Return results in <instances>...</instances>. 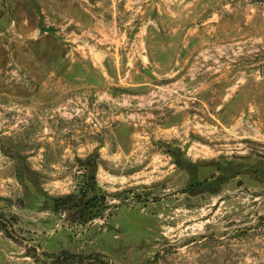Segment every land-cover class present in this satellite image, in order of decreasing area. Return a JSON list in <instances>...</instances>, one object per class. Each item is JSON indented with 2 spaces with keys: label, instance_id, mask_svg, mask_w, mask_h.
Segmentation results:
<instances>
[{
  "label": "rangeland",
  "instance_id": "obj_1",
  "mask_svg": "<svg viewBox=\"0 0 264 264\" xmlns=\"http://www.w3.org/2000/svg\"><path fill=\"white\" fill-rule=\"evenodd\" d=\"M65 252L264 264V0H0V264Z\"/></svg>",
  "mask_w": 264,
  "mask_h": 264
},
{
  "label": "trees",
  "instance_id": "obj_2",
  "mask_svg": "<svg viewBox=\"0 0 264 264\" xmlns=\"http://www.w3.org/2000/svg\"><path fill=\"white\" fill-rule=\"evenodd\" d=\"M61 256H66L67 259L69 258V259H72L77 264H82V263H84L85 259H96V260H99V257H101V254L83 256V255H80V254H74V253L65 252Z\"/></svg>",
  "mask_w": 264,
  "mask_h": 264
}]
</instances>
